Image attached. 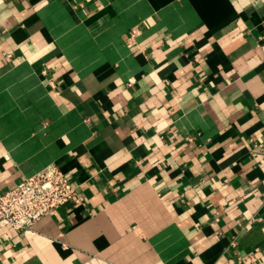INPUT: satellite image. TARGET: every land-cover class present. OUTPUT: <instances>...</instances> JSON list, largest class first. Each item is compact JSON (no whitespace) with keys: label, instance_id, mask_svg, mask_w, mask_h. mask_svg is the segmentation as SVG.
Returning a JSON list of instances; mask_svg holds the SVG:
<instances>
[{"label":"crops","instance_id":"0c3cea01","mask_svg":"<svg viewBox=\"0 0 264 264\" xmlns=\"http://www.w3.org/2000/svg\"><path fill=\"white\" fill-rule=\"evenodd\" d=\"M264 0H0V194L79 186L0 264H264Z\"/></svg>","mask_w":264,"mask_h":264},{"label":"built area","instance_id":"2783aa9c","mask_svg":"<svg viewBox=\"0 0 264 264\" xmlns=\"http://www.w3.org/2000/svg\"><path fill=\"white\" fill-rule=\"evenodd\" d=\"M261 39L264 40V33ZM71 203H85L79 186L52 163L0 194V220L10 231L21 232Z\"/></svg>","mask_w":264,"mask_h":264}]
</instances>
